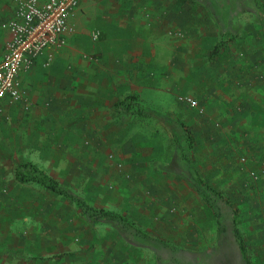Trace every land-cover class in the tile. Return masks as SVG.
I'll return each instance as SVG.
<instances>
[{
    "label": "crops",
    "instance_id": "crops-1",
    "mask_svg": "<svg viewBox=\"0 0 264 264\" xmlns=\"http://www.w3.org/2000/svg\"><path fill=\"white\" fill-rule=\"evenodd\" d=\"M119 1L107 0L102 5L99 1L80 0L68 19L73 30L66 44L49 58L48 54L40 55L18 74L25 101L5 103L0 114V264H66L65 248L61 250L60 246L67 234L66 220H74L65 212L66 202H72L39 183L18 180L17 170L22 164L35 165L62 187L76 192L83 182L106 179L113 171L115 154L126 157L127 148L130 155L131 145V155L135 156L129 157H147L149 161L143 162L147 169L162 166V171L178 174L173 169L175 149L173 154L165 150L161 155L163 135L171 138L163 123L138 115L123 121L115 114L114 104L128 95L191 130L200 126L203 141L215 135L209 117L224 121L218 136L226 140L233 130L230 118L238 111L249 112L247 123L256 149L264 144V96L255 98L248 90L250 82H254L251 69L248 73L242 71L237 78L241 80L240 87L248 90L241 97L235 88L219 89L223 77L205 78L202 82L207 90L202 98L208 112L200 120L193 118L191 109L179 110L176 101L179 92L191 94L193 90V80L189 79L193 53L187 47L182 52L177 45L191 48L199 44V39L208 35L206 27H197L200 38L194 41V34L187 31L193 21L183 20L180 24L172 14L171 0L169 5L167 0H139L131 5ZM9 2L12 16L13 0ZM178 24L183 27L176 30ZM90 29L100 32L99 40L92 39ZM211 35L217 37L215 30ZM7 37L5 30L0 55ZM179 61H185V69L178 68ZM254 99L255 106L251 105ZM246 102L249 106H243ZM131 138L134 143H130ZM221 152L223 160L217 167L227 165L226 151ZM140 165L131 159L119 164L131 170ZM169 173H162L159 189L174 187ZM255 178L264 185L260 176ZM191 199L198 201L207 214L212 213L194 190ZM78 218L82 220L80 212ZM100 225L113 232L102 245L110 256L97 258L92 264H140L130 263L128 235L107 223L92 226ZM51 237L57 241H51ZM141 264L156 262L152 257Z\"/></svg>",
    "mask_w": 264,
    "mask_h": 264
},
{
    "label": "rangeland",
    "instance_id": "rangeland-1",
    "mask_svg": "<svg viewBox=\"0 0 264 264\" xmlns=\"http://www.w3.org/2000/svg\"><path fill=\"white\" fill-rule=\"evenodd\" d=\"M93 1H99L102 5L107 4V0ZM138 1L120 0L119 3L131 5L139 3ZM171 1L172 14L179 23L183 20H188L189 23L193 21L187 31L194 34V41L200 38L196 35L198 26L206 27L208 31V35L202 40L199 39V44L191 48L182 44L177 45L182 52L187 47L188 52L193 53L192 75L189 76V79L193 80V90L191 94H186L187 92L177 94L179 110L191 109L192 117L197 120L205 117L208 111L202 97L207 86L203 85L202 81L208 77L216 79L223 77L219 89L228 91L235 88L234 92L239 93L240 97L248 90L253 92L255 98L264 96V13L261 7L264 6V0H184L183 4H176V0ZM207 3L218 15L220 24L216 23L217 16L211 15V9L205 6ZM166 4L169 5V0ZM10 9L9 0H0V41L6 28L5 24L11 17ZM180 24L176 26V30L183 27ZM93 30L98 31L96 29L88 31ZM213 30L217 37L211 35ZM221 32L224 33L223 38L226 42L218 53H212L214 42L221 38ZM178 68L185 69V61H179ZM242 71L247 73L250 71L254 76V82H250L247 91L246 88L240 87L241 80L237 79ZM189 85L188 83L187 86ZM186 96L197 99L200 105L192 107L186 104L184 101ZM253 101L251 105L255 106V99ZM247 103L249 102L243 106H249ZM250 117L249 112L235 113L230 118L233 130L228 133L229 138L226 140L218 136L224 123L220 118L209 117L215 135L214 138L212 136L207 139L208 141L205 140L206 142L202 140L200 126L192 127L195 141L191 162L179 160L181 167L179 169L182 173L170 172L174 179V187L159 189L162 173L166 175L169 172L162 171V166L153 170L147 169L143 162L149 159L142 155L129 157L135 156L131 155L130 145V155L127 148L124 150V153H127L126 157H123L122 153L115 154L113 171L106 175V179L102 181L99 177L97 180L83 182V187L76 190V193L95 207H103L125 215L138 227L149 231L154 237L165 239L177 248L165 250L158 245L148 247L140 238L130 236L128 243V251L132 254L130 263H145L153 257L156 264H178L175 259L191 260L196 264H219V261L229 258L230 253L227 245L228 252L225 253L218 247L213 214H207L197 204L198 201L191 199L193 196L191 184L196 176L193 168L197 167L204 181L221 191L223 196L238 208L240 220L238 227L251 264H264V185L255 178L260 176L259 180L264 181V173H260L264 170L262 167L264 154L261 155L264 153V144L256 149V144L251 138V126L247 123ZM218 130L220 131L217 132ZM161 145V155H164L165 150L173 154L174 142L170 137L163 135ZM223 150L226 151L224 159L227 165L217 167L223 160L221 152ZM129 159L132 163L142 165L132 170L130 167L128 170L119 166ZM257 159L258 163L255 162ZM261 167L263 169L260 171ZM65 212L74 219L66 220L67 234L64 237V245L60 246L61 250L65 248L66 264H92L97 258L108 259L110 254L102 245L107 242V236H113V232L105 225L97 228L90 226L83 216L82 220H79V210L68 201L65 204ZM50 239L57 241L56 237ZM155 250L163 257L159 262L155 259ZM234 250H231L232 253ZM53 257L57 258V255L54 254ZM231 259L234 260V264L237 261L241 262L235 255Z\"/></svg>",
    "mask_w": 264,
    "mask_h": 264
},
{
    "label": "trees",
    "instance_id": "trees-1",
    "mask_svg": "<svg viewBox=\"0 0 264 264\" xmlns=\"http://www.w3.org/2000/svg\"><path fill=\"white\" fill-rule=\"evenodd\" d=\"M181 3L183 4L184 0H178V4ZM205 6L211 9V15L217 16L215 17L216 23L220 24V19L215 11H213V7H211L209 3ZM261 7L264 13V6ZM220 35L221 38L214 46L212 53H218L226 42V39L223 38L225 37L224 33L221 32ZM114 111L117 117L123 121H129L131 117L136 115L157 119L163 123L174 142L175 155L173 156V161L175 168L173 169L181 174L182 171L179 169L180 164L178 161L183 160L186 163L191 162L194 139L191 129L183 122L169 119L170 117L168 114L143 106L134 95H128L124 99L117 101L114 104ZM193 170L195 171L196 176L191 186L215 217L218 247H220V250L225 253L228 246V251L230 253L229 258L231 259V257L235 255L241 260V262L237 261L235 264H251L248 255L246 254V247L242 233L238 227L240 224L238 208L225 198L221 191L204 181L197 167L193 168ZM17 178L20 181H33L39 183L53 194L64 196L67 200L75 204L90 226L98 223H107L129 237L140 238L144 243H147L148 247H155V245H158L165 250L177 249L165 239L154 237L150 232L138 227L125 215L112 210H107L103 207H95L87 203L81 195L62 187L56 180L31 163H24L21 165L20 169L17 170ZM232 249H235L233 253L231 251ZM154 254L155 259L158 262L163 258L158 250H155ZM229 258H224V260L219 261V264H234V260L231 259L230 262ZM175 261L178 264H196L191 260L175 259Z\"/></svg>",
    "mask_w": 264,
    "mask_h": 264
},
{
    "label": "built area",
    "instance_id": "built-area-1",
    "mask_svg": "<svg viewBox=\"0 0 264 264\" xmlns=\"http://www.w3.org/2000/svg\"><path fill=\"white\" fill-rule=\"evenodd\" d=\"M80 0H13V14L5 24L8 33L0 55V114L5 103H23L18 74L29 68L36 58L62 48L73 28L68 19ZM93 40L100 37L91 32ZM186 104L197 107L199 101L184 97Z\"/></svg>",
    "mask_w": 264,
    "mask_h": 264
}]
</instances>
